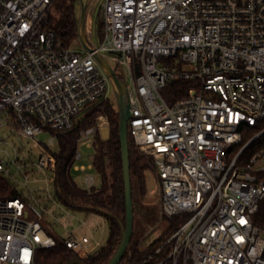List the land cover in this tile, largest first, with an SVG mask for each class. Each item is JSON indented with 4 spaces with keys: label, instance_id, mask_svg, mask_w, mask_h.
I'll return each instance as SVG.
<instances>
[{
    "label": "built area",
    "instance_id": "2783aa9c",
    "mask_svg": "<svg viewBox=\"0 0 264 264\" xmlns=\"http://www.w3.org/2000/svg\"><path fill=\"white\" fill-rule=\"evenodd\" d=\"M55 1L0 0V130L51 134L37 140V156L0 157V174L17 187L18 175L41 172L49 186L57 134L91 104L102 110L80 142L110 129L104 108L114 84L100 53L120 77L121 66L132 75L129 137L157 164L161 214L184 217L151 253L126 264H264V0H102L103 38L83 52L63 47L49 28ZM176 80L191 83L189 95L169 101L163 90ZM95 184L86 174L85 188ZM47 199L52 206L18 187L0 199V264H36L39 249L56 245L43 221L67 208ZM86 227L63 239L83 261L105 245L90 238L98 224Z\"/></svg>",
    "mask_w": 264,
    "mask_h": 264
},
{
    "label": "trees",
    "instance_id": "16d2710c",
    "mask_svg": "<svg viewBox=\"0 0 264 264\" xmlns=\"http://www.w3.org/2000/svg\"><path fill=\"white\" fill-rule=\"evenodd\" d=\"M79 0H56L48 16V26L53 29L63 47H69L72 41L79 38L78 14ZM55 11L56 17L53 16ZM104 35V21L102 11L99 13L98 36L102 40ZM191 83L186 80H176L168 83L163 95L169 101L189 95ZM102 110L101 104H91L85 108L80 118H77L73 128L57 134L58 150L56 176L53 181L55 199L68 210L85 211L103 216L109 226L110 235L106 244L94 254L84 258L86 264H105L114 254L121 240L120 220L125 221V188L123 181V165L121 143L119 137V114L114 102L105 105V113L110 120L109 138L104 140L99 133H95L93 147V170L100 177V183L90 189L81 188L72 175L76 162V153L80 148L82 131L96 125L97 114ZM130 169L132 182L137 181L142 197L147 196V174L150 170H158L154 158L142 152L129 137ZM134 191V189H133ZM17 195V187L0 174V199ZM161 211V206H160ZM166 222L163 233L149 244H144L147 234H142L130 243L128 250L120 264L128 261H139L151 253L160 242L171 235L184 221L182 215L167 217L161 214ZM49 233H53L47 227ZM56 245L38 250L36 264H66L76 256V252L69 248L63 239L56 235Z\"/></svg>",
    "mask_w": 264,
    "mask_h": 264
},
{
    "label": "rangeland",
    "instance_id": "374dc122",
    "mask_svg": "<svg viewBox=\"0 0 264 264\" xmlns=\"http://www.w3.org/2000/svg\"><path fill=\"white\" fill-rule=\"evenodd\" d=\"M102 0H90L87 6V26L89 23H92V33L88 34V41L98 44L100 42L98 36V26H99V13L101 11ZM56 17L55 11H53ZM78 14L80 15V5L78 6ZM70 49L74 51L83 52L85 47L83 46L80 39H75L70 44ZM112 64L115 65L113 61ZM120 69L123 70L127 84L130 87H133V78L128 69L124 66H121ZM110 99L111 102L115 103L116 109L117 101L115 96V87L111 85L110 87ZM85 110V109H84ZM78 114L77 118H80L83 114V111ZM100 115L97 114L95 122H97V117ZM104 129L107 128V125H104ZM3 138L0 142V157L4 161H14L18 158H27L28 156H37L39 153V147L36 146L37 140H42L47 142L51 137L49 132H45L35 138L20 137L14 134H9L6 128L0 130ZM95 133L85 142H81L80 153L82 157L77 159L75 164L76 166L82 167L85 169H74L72 175L76 183L81 187L85 188V176L88 173H92L96 176V183H100V177L95 173L93 168H88L89 164L93 161V155L95 149L93 147V141L95 139ZM131 138V137H130ZM91 142V147L86 145L87 142ZM52 150L55 152L58 150V141L55 140V143L52 145ZM52 175L49 174L48 177ZM46 176L39 172L30 176L29 180L23 176L18 175V189L25 195H28L30 191H33L34 195L41 196L45 203H49V206H52L53 202L49 201L48 195L55 194V188L53 182L47 185L45 182ZM133 199L135 201V227L133 234V241L137 240L142 234H147L146 241L144 244H149L157 239L164 231L165 224L161 217V185L158 170H150L147 174V196L142 197L139 191L137 181H134L133 184ZM86 223H95L98 224L97 230L90 235L91 239L100 241L102 244H106L109 235H110V226L107 220L100 215H92L89 212L85 211H71L60 207V205L54 208V214L47 217L43 221V225L47 230V227H50L52 231L60 238L68 234L72 229L77 230L80 234L86 232Z\"/></svg>",
    "mask_w": 264,
    "mask_h": 264
},
{
    "label": "water",
    "instance_id": "95a60500",
    "mask_svg": "<svg viewBox=\"0 0 264 264\" xmlns=\"http://www.w3.org/2000/svg\"><path fill=\"white\" fill-rule=\"evenodd\" d=\"M90 0H79L80 2V20H79V38L83 46L88 50H93L87 40L86 22H87V6ZM96 58L103 68L110 75L115 87V96L119 114V137L121 143V156L123 165V181L125 188V221L120 220L121 224V240L112 257L105 264H120L123 260L128 247L132 241L135 227V201L133 199V182L131 176L130 165V144L128 132V120L131 116L130 111V93L127 82L117 73V64L114 66L100 53L95 54ZM109 130L101 132L104 140L109 138ZM66 264H86L85 261L74 256Z\"/></svg>",
    "mask_w": 264,
    "mask_h": 264
},
{
    "label": "bare ground",
    "instance_id": "6f19581e",
    "mask_svg": "<svg viewBox=\"0 0 264 264\" xmlns=\"http://www.w3.org/2000/svg\"><path fill=\"white\" fill-rule=\"evenodd\" d=\"M104 125H107V124H104ZM104 125H103V126H104ZM104 128H105V127H104ZM105 130H107V128H106Z\"/></svg>",
    "mask_w": 264,
    "mask_h": 264
},
{
    "label": "snow or ice",
    "instance_id": "6c2138e0",
    "mask_svg": "<svg viewBox=\"0 0 264 264\" xmlns=\"http://www.w3.org/2000/svg\"><path fill=\"white\" fill-rule=\"evenodd\" d=\"M242 223H243V221H242Z\"/></svg>",
    "mask_w": 264,
    "mask_h": 264
}]
</instances>
